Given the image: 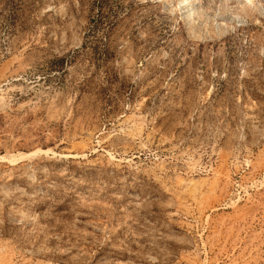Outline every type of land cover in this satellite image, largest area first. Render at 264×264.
<instances>
[{
  "label": "rangeland",
  "instance_id": "374dc122",
  "mask_svg": "<svg viewBox=\"0 0 264 264\" xmlns=\"http://www.w3.org/2000/svg\"><path fill=\"white\" fill-rule=\"evenodd\" d=\"M200 4L0 0V264H264V0Z\"/></svg>",
  "mask_w": 264,
  "mask_h": 264
},
{
  "label": "bare ground",
  "instance_id": "6f19581e",
  "mask_svg": "<svg viewBox=\"0 0 264 264\" xmlns=\"http://www.w3.org/2000/svg\"><path fill=\"white\" fill-rule=\"evenodd\" d=\"M178 1H179L178 7H175L172 4L171 0H161V2L162 3L164 2L165 6L168 7V9H166V10H169L168 13L170 12L173 14L175 12H178V14L181 15L182 20L184 22L183 25L188 27L190 30L192 31L204 30L208 27L209 25L208 22L205 21V19L204 21L201 19L202 13L204 14V11L203 12L201 11V8H202L200 7L201 4L198 6L199 0H178ZM209 3H210V0H209Z\"/></svg>",
  "mask_w": 264,
  "mask_h": 264
}]
</instances>
